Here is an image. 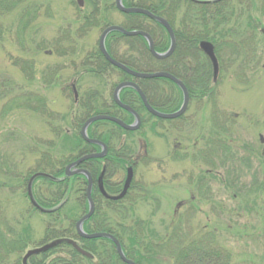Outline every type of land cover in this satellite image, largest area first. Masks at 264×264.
<instances>
[{
    "label": "rangeland",
    "instance_id": "1",
    "mask_svg": "<svg viewBox=\"0 0 264 264\" xmlns=\"http://www.w3.org/2000/svg\"><path fill=\"white\" fill-rule=\"evenodd\" d=\"M26 1L19 10L0 11V230L1 238L19 239L24 247L0 264H20L27 251L48 243L49 228L67 229L84 215L76 191L53 218L35 211L27 180L47 167L42 164L46 158L54 163L77 158L84 105L91 115L107 112L121 83L113 70L98 74L100 59L93 55L99 51L102 27L123 21L114 0H85L84 9L75 0ZM227 5L232 11L219 32L229 31L223 58L228 67L212 98L191 97L184 120L174 122L159 120L146 109L141 127L131 134L117 131L109 121L93 127L102 134L116 133L118 141H111L132 149L134 158L147 151L135 167L128 197L114 212L102 206L104 217L118 226L126 248L142 264H175L177 248L203 236L216 248L212 250L228 255V264H264V156L259 141L264 135V0H230ZM95 6L99 21L91 16ZM241 42L254 47L246 62L236 47ZM73 79L78 103L68 86ZM217 163L222 179L207 173ZM47 187L36 184L46 195ZM132 236L139 240L133 248ZM97 248V254L105 252L107 260L121 264L111 245ZM70 251L54 250L45 264L68 258Z\"/></svg>",
    "mask_w": 264,
    "mask_h": 264
},
{
    "label": "trees",
    "instance_id": "2",
    "mask_svg": "<svg viewBox=\"0 0 264 264\" xmlns=\"http://www.w3.org/2000/svg\"><path fill=\"white\" fill-rule=\"evenodd\" d=\"M228 1L230 0H223L221 4L216 2L214 4L208 5H197L191 0H123V4L127 8L144 9L156 16L166 19L175 33L177 47L170 58L161 61L157 60L151 54L148 43L143 37H126L118 32H114L109 35L106 42L108 53L113 59L133 71L140 73L165 72L171 74L187 86L191 97H195L196 95L201 97L202 94V96H210L212 98L221 74L226 69V67H228L223 58H227L226 56L228 55H225L226 43L224 36H226L229 31L223 28L219 32V28L225 26L229 14L232 11L227 5ZM24 4H27L26 0H0V11L3 13H9L13 10H19L25 7ZM113 8L117 10L115 2L113 4ZM30 10L32 11V9ZM118 13L120 12L118 11ZM120 14L123 18V21L120 24L122 28L128 31H142L148 33L154 42L155 51L158 53H165L169 50L171 39L168 32L162 25L144 15ZM91 16L95 17L96 20L99 21L100 13L98 7L95 8V12ZM107 27L108 25L102 28L105 30ZM255 29H257V27H255ZM261 33L264 34V29L261 31ZM204 41L209 42L214 46L215 53L219 61L220 74L216 83L213 82L214 78L212 63L199 49V44ZM245 43L241 42L240 46H236L241 52L244 62L249 60L250 52H255L252 50L254 47L251 48L250 45H246ZM93 55L100 59V64H98L97 68L99 70L97 71L98 74H105L108 71L113 70L118 73L121 83L136 82V84L141 88L142 92L146 96L149 105L155 110L162 113L171 114L177 112L181 108L183 103V95L180 88H178L173 82L167 79L143 80L133 78L122 70L108 63L101 55L100 51L94 52ZM191 69L194 72L196 71V73L199 75L198 78H189ZM166 86H169L170 89L167 90ZM120 99L123 104L134 109L143 121V113H148V111L146 110L140 96L135 90L130 88L124 89L120 94ZM84 108L85 112L81 113L80 120H78L79 136L77 140V147L76 149L74 148V151L78 152L77 158H73L71 156V158L66 160L63 157L61 161H57L56 163L51 161V159L46 158L45 162L42 164H45L47 169L45 168L39 172L32 173L27 180L28 183V181L36 173H45L53 178V180H51L45 177H40L35 180L33 185V195L36 202L42 208L52 211L44 214L50 218L57 216L60 214L62 209L66 208L72 193H75V191L77 198L80 195L78 202H81V204L84 206V215L88 212L89 207L86 198V191L88 187L87 178L83 175H76L74 177L65 176V169L70 163L75 162L77 159L85 155L94 153L95 146L85 142L80 134L81 128L85 122L89 118L97 115H109L117 117L127 124H132L134 122L133 116L122 110L116 104L114 105V108L120 110L122 113H118L116 110L111 108L107 110V112L101 110L102 113L98 112L94 115H91V113L86 110V104L84 105ZM121 114H124L125 116H121ZM184 117L185 116L181 117L178 119V121L184 120ZM100 123L102 122L93 124L89 128L88 134L91 139L104 142L109 148V155L103 160H89L83 164L82 168H85L91 172L96 183L104 171L105 173L103 177V183L105 189L109 195L116 196L120 193L122 187L113 184L115 181L114 177H117L120 175L121 171L125 170L128 164V158L133 157V151L124 145H120L119 148L117 147L119 145L115 144V141H118L116 133L111 132L109 135L102 134L99 132V130H93V127L98 126ZM109 124L116 127L117 131L126 134L132 133L123 130L114 123ZM113 139L115 140L114 142L111 141ZM92 163H96L95 170L90 167V164ZM39 181L43 182L49 187L45 189L48 192V195H46L43 190H40L39 188L37 191L36 184ZM50 187H55L56 190L50 191ZM127 197L128 195L123 200H125ZM93 199L96 209L93 216L84 224L85 232L88 234L108 233L113 235L121 243L126 257L137 264H142L141 258L136 257L132 251H129L126 248L123 236L118 230V226H115V228L114 225H111V220L108 221V219L105 218L106 216L104 217L105 214L103 213L104 210L102 209L104 204L107 205V210L114 212L116 207L118 209V205L123 200L116 202L106 200L100 195L98 188H95ZM33 209L38 212L36 208L33 207ZM69 216L70 215H67V217ZM81 218L77 219L75 224L69 226L67 229H55L56 227L49 228L47 230L45 242L50 243L56 240L66 239L75 240L82 249L92 255V258H86L80 255L67 243H62L58 245L57 248H54L41 255L40 258L42 259V262L45 264L44 259L48 257V254L54 250L61 247H68L71 250L69 252V257L64 259L57 258L58 260L56 259L57 261L55 260L54 264H115L113 261H110V258L107 260V257H105V252L103 256L102 254H97V246L99 244H109L113 248V256H115V259L121 264H124L120 260L116 248L110 240H86L80 238L77 235L75 226L77 221H79ZM179 239L181 240L180 243L185 241V238L182 237L181 234L178 240ZM18 240L8 241L6 238H1L0 230V262H2V259L6 260V258L10 256H18V254L22 253L24 247L22 248V244L18 242ZM208 240V236L206 238L203 236L194 239L189 244H182L181 248H177L176 250L175 264H228V255L223 254L218 249L212 250L211 247H213V244L208 242ZM129 241L131 248H133L135 244H138L137 241L139 240H137L135 236H132L129 238ZM38 259V257L32 258L31 263L36 264V260Z\"/></svg>",
    "mask_w": 264,
    "mask_h": 264
},
{
    "label": "water",
    "instance_id": "3",
    "mask_svg": "<svg viewBox=\"0 0 264 264\" xmlns=\"http://www.w3.org/2000/svg\"><path fill=\"white\" fill-rule=\"evenodd\" d=\"M76 1L79 4V6H81V7L84 6V0H76ZM115 3H116L117 9L121 13L144 15V16L150 18L151 20L161 24L167 30V32L171 38V46L166 53L160 54V53L155 51L154 42L148 33L142 32V31H128V30H126L120 26H110L106 30H104V32L102 33L101 38H100L99 48H100L102 55L110 64H112L116 68L122 70L123 72H125L126 74H128L129 76H131L133 78L170 80L171 82L176 84L181 89V91L183 93V105L180 108V110L176 113L163 114L161 112L156 111L155 109H153L149 105L146 96L143 94L142 90L140 89V87L136 83L124 82V83L119 84L114 91V95H113L114 101L120 108H122L123 110H125L126 112H128L132 116H134V118H135L134 123L132 125H128L118 118L105 116V115H99V116H94V117L89 118L85 122V124L83 125V127L81 129V136H82L83 140L85 142H87L88 144L101 147L102 151L100 153H97V154H89V155H86V156L79 158L77 161L70 164L66 168L65 175H66V177H71V176H74L77 174H82V175H85L87 180H88L87 200H88V204H89V211L76 224V231H77L78 236L83 238V239H86V240H97V239L110 240L114 243V245L117 249V253H118V255H119V257L123 263H125V264H136L134 261L129 260L125 256L123 249H122V246H121V243L113 235L108 234V233L88 234L84 231V223L92 217V215L94 214V211H95V203H94V200L92 198V189H93L92 177L87 170L79 169L76 171H72V169L75 167L81 166L83 163H85L89 160L102 159V158L107 156L108 148H107L106 144H104L103 142H101L99 140L91 139L88 135V129L92 124L99 122V121H109V122H112V123L120 126L122 129H124L126 131H130V132L138 131L139 128L141 127L142 120H141L140 116L135 112L134 109H132L131 107H129V106H127L121 102L120 93L122 90H124L126 88H131V89L135 90L138 93V95L140 96L141 100L143 101V104L145 105V107L149 111V113L151 115H153L157 118L163 119V120H176V119L182 117L188 110V106H189V102H190V96H189L188 89L185 86V84L182 81L178 80L176 77L172 76L171 74L165 73V72H156V73L136 72V71L129 69L125 65L119 63L118 61H116L115 59H113L110 56V54L108 53V51L106 49V39H107L108 35L113 33V32H118V33H120L126 37H137V36L143 37L148 42L151 54L157 60L162 61V60H166V59L170 58L176 49L175 34H174L172 27L170 26V24L168 23V21L166 19H164L160 16H156V15L152 14L151 12L144 10V9L127 8L124 6L123 0H116ZM201 49L204 51V53L207 55V57L210 59L212 65H213L214 77H215V81H216L217 76L219 74V62H218V59H217L216 54H215L214 46L211 43L204 42L201 44ZM40 177H45V178L53 180V178L51 176H48V175L42 174V173L36 174L35 176H33V178L30 180L29 186H28V195H29L30 201H31L32 205L35 206L41 212H43V213L52 212V211H48V210H45L42 207H40L34 198L32 186H33L34 181ZM103 177H104V172L102 173V175L100 176V178L98 180L99 188H100V191L103 194V196L109 200H112V201H120L127 195L129 188L131 186V183L133 181V178H134V173H133L132 169H129L127 179H126V182L124 185V189H123L122 193L118 196H109L106 193V191L104 189V185H103ZM62 243H67L68 245L72 246L82 256H84L86 258H90V259L92 258V255L90 253H88L87 251L83 250L78 245V243H76L73 240L66 239V240H57V241L52 242L48 245H45L41 248H37V249L28 251V253L24 257V261H23L24 264H28V259L30 257L46 253V252L50 251L51 249L56 248L58 245H60Z\"/></svg>",
    "mask_w": 264,
    "mask_h": 264
},
{
    "label": "flooded vegetation",
    "instance_id": "4",
    "mask_svg": "<svg viewBox=\"0 0 264 264\" xmlns=\"http://www.w3.org/2000/svg\"><path fill=\"white\" fill-rule=\"evenodd\" d=\"M193 3H195V4H197V5H208V4H214V3H219V4H221L222 2H223V0H191ZM75 3H76V5L80 8V9H84L85 8V6H86V3H85V1H84V6L83 7H81V6H79V4L75 1ZM86 21H87V18L85 19ZM175 34V33H174ZM109 37V36H108ZM176 38V37H175ZM106 42H107V40H106ZM204 42H206V41H204ZM204 42H201L200 44H199V49L201 50V52L207 57V55L204 53V51L201 49V44L202 43H204ZM176 47H177V41H176ZM176 50V49H175ZM175 52V51H174ZM208 58V57H207ZM209 59V58H208ZM213 68V67H212ZM198 74L196 73V71L194 72L192 69L190 70V73H189V78L190 79H193L194 77H196V78H198ZM219 77V76H218ZM213 78H214V80H213V82L214 83H216L217 81H215V77H214V71H213ZM69 88L72 90V92H73V94H74V102H77L78 103V96L76 95V93H77V80H75V79H73L70 83H69ZM186 86V85H185ZM187 87V86H186ZM188 89V88H187ZM182 92V91H181ZM188 93H189V90H188ZM182 95H183V93H182ZM189 96H190V93H189ZM201 97H202V94H201ZM203 97H206V96H203ZM190 101H191V96H190ZM116 103H115V101H114V97H113V100H112V104H111V108H113L114 110H116L118 113H122L120 110H118V109H115L114 108V105H115ZM117 105V104H116ZM189 105H190V102H189ZM189 108V107H188ZM44 110V109H43ZM44 111H46V109L44 110ZM188 111V110H187ZM160 112V111H159ZM187 113V112H186ZM186 114H184L183 116H185ZM182 116V117H183ZM181 118V117H180ZM180 118H178V119H180ZM157 119H160V118H157ZM178 119H176V120H171V121H169V120H163V119H160V120H163V121H165V122H167V121H169V122H174V121H178ZM101 133V132H100ZM100 141V140H99ZM259 141H260V144H261V146H262V148H261V150H260V152H262L263 153V156H264V135H262V134H260L259 135ZM180 145V143H178V142H176L175 143V147H178ZM93 146H95V149H94V153L95 154H97V153H100L102 150H101V147H99V146H96V145H93ZM107 146V145H106ZM107 148H108V146H107ZM145 148H146V146H145ZM219 150V149H218ZM207 153H208V151L207 150H203V152H202V157H206L207 156ZM109 155V148H108V153H107V156ZM147 155V151L145 150V153H144V155H138L136 158H134V157H132V158H128V164H127V166H126V168H125V175L120 179V180H118V181H114L113 182V184L115 185H119V186H121L122 188H121V191H120V193L122 192V190H123V188H124V185H125V182H126V179H127V175H128V171H129V169H132L133 170V173H134V178H135V167L144 159V157ZM204 155V156H203ZM219 155V154H218ZM106 156V157H107ZM213 156H215V154L213 155ZM106 157H104L103 159H105ZM102 159V160H103ZM99 160V159H98ZM73 163V162H72ZM71 164V163H70ZM85 164V163H84ZM212 166L214 165V167L212 168V169H209V171H207V173H209V174H212V173H216V175H217V177L220 179H222V178H224V172L222 171V169H219V168H221L220 166V164H218L217 163V165H215V164H211ZM82 166L83 165H81V166H79V167H75V168H73L72 169V171H76V170H79V169H85V168H82ZM90 167L93 169V170H95L96 169V163H92V164H90ZM104 167V166H103ZM214 169H216V172L214 171ZM66 170V169H65ZM89 173H90V175H91V177H92V184H93V189H92V197H93V194H94V192H95V188H98V191H99V193H100V195L103 197V198H105L104 196H103V194L101 193V191H100V188H99V184H98V180H97V183L94 181V179H93V176H92V174H91V172L89 171ZM82 175V174H81ZM83 176H85V175H83ZM134 178H133V181H134ZM133 181H132V184H131V186H130V188H129V191H128V194H129V192H130V190L132 189V186H133ZM28 183H29V181H28ZM28 183H27V186H28ZM97 186V187H96ZM105 187V186H104ZM106 190V189H105ZM107 192V191H106ZM119 193V194H120ZM118 194V195H119ZM127 194V195H128ZM110 196H112V195H110ZM106 199V198H105ZM106 200H108V199H106ZM110 201V200H109ZM113 202V201H112ZM184 206V204L183 203H181V204H179L178 206H177V208H176V211H175V219L177 218V216H178V213H179V210L180 209H182V207ZM174 219V222L176 221ZM0 253H1V250H0ZM27 253H28V251H27ZM26 253V254H27ZM26 254L22 257V259H21V263L20 264H24V257L26 256ZM41 255H43V254H40V255H35V256H32V257H30L29 259H28V264H32L31 263V259L32 258H34V257H38L39 259L38 260H36V264H44L43 262H42V259L40 258V256ZM11 257V256H10ZM120 258V257H119Z\"/></svg>",
    "mask_w": 264,
    "mask_h": 264
}]
</instances>
